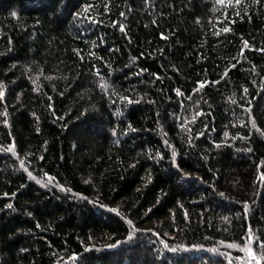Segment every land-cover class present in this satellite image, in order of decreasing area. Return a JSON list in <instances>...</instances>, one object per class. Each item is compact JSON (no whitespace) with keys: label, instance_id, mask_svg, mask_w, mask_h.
Masks as SVG:
<instances>
[{"label":"trees","instance_id":"obj_1","mask_svg":"<svg viewBox=\"0 0 264 264\" xmlns=\"http://www.w3.org/2000/svg\"><path fill=\"white\" fill-rule=\"evenodd\" d=\"M0 93V264H264V0H0Z\"/></svg>","mask_w":264,"mask_h":264},{"label":"snow or ice","instance_id":"obj_2","mask_svg":"<svg viewBox=\"0 0 264 264\" xmlns=\"http://www.w3.org/2000/svg\"><path fill=\"white\" fill-rule=\"evenodd\" d=\"M220 2L222 3L223 0H220ZM237 2H239V0H237ZM224 31H228V29H224ZM245 47H247V43H245ZM0 95H2V93H0Z\"/></svg>","mask_w":264,"mask_h":264}]
</instances>
